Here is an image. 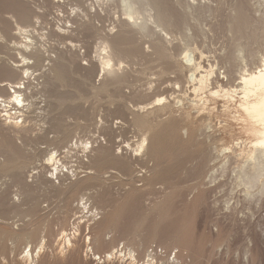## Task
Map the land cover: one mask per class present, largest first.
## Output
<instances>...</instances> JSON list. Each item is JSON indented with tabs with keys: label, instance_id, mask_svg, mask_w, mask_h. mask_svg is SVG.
Listing matches in <instances>:
<instances>
[{
	"label": "bare ground",
	"instance_id": "bare-ground-1",
	"mask_svg": "<svg viewBox=\"0 0 264 264\" xmlns=\"http://www.w3.org/2000/svg\"><path fill=\"white\" fill-rule=\"evenodd\" d=\"M88 1L87 6L84 0H42V4L55 11L53 17L59 25L54 30L51 20L46 18L45 13L33 11L26 0H0V13L5 10L8 14V18H3L0 23L3 28L0 39L7 37L10 28L14 25L15 33L10 34L13 39L10 49L16 53L7 55L5 59L0 58V79H3L0 81V155L2 157L0 170L10 171L12 178L22 184L21 191L27 193L28 186L23 174L30 164L29 155L33 159L38 155L26 153L27 148L44 153L42 165L52 168L53 180H57L58 186L62 177L68 176L69 168L66 167V160L74 156V150L80 149L86 158L85 162L89 165L90 173H85L83 178H78L75 170L70 171L74 177L73 182L67 188L57 191L58 195L65 197V201L61 207L64 216L57 234L59 238L56 239V246L61 244L62 248L56 254V259L64 257V250L77 254L81 241L79 237L84 227L88 236H93L91 234L95 232L98 238L104 231L110 229L112 216L95 219L97 215H101L95 200L94 203L91 201L93 197L90 193H80L92 186L93 188L101 186L104 180L113 176V172H109L110 169L116 172L118 170L130 172L132 162L140 163L145 171L152 172V176L147 177L148 179L145 178V173L148 172L144 171L140 176L151 184L155 181L158 183L161 181L162 184L171 183L173 180L171 173L174 176L177 173L179 176L182 174L179 172L190 161H194L192 170H197L198 175H202L207 168L209 169V164L214 162L208 176L210 183H214L217 178L226 177L230 182V192L235 189L239 193L235 204L245 203L247 210H251L252 206L264 205V56L257 60L259 64L254 70L247 65L241 67L247 58L254 56L257 59V48L264 47V12L257 4L258 0ZM67 5L73 6L72 15L64 12ZM90 9H94L93 13ZM97 9L102 12L108 9L114 10L117 15L116 21L114 18L116 23L110 30L100 29L89 20L94 16L100 18ZM219 13L221 20L219 19L220 23L217 26L228 37L221 48L222 53L207 57L212 60L208 59L207 67H204L201 62L205 53L203 48L208 45L207 35L214 27L208 26L207 30H204L201 24L206 18L215 17ZM66 24L68 26H65ZM85 32L96 38L93 56L89 60L85 59L87 77L90 78L93 71H97L99 76L97 85H91L89 93L93 97H100L109 93L110 88L114 87L112 91L114 96L111 98L116 97L120 104L122 103L123 106L120 107L123 108L124 113L128 112L130 123L137 132L134 143L118 148L120 154H113L111 148H108L111 140L106 146L107 141L104 145L97 141L99 137L97 140L91 138L92 136L84 141L76 139L71 144L69 141L71 131L66 127L62 129L61 126L64 118L80 119L81 114L84 117L87 115V111L81 105H77L76 95L57 90V87H62L68 80L70 73L74 74L72 70L80 56L75 53L76 47L72 44V39L76 40ZM64 40H69L73 49L75 48L74 52L58 48ZM148 59L160 65L157 74L160 75L159 78H167L169 87L167 85L159 91V83L156 85L155 76L147 82V87L128 89V94L124 93V88L132 87L129 80L132 77L130 73L146 72L148 67L145 65ZM236 69H238L239 82L234 86L230 83V79ZM220 74L226 78V81L222 78L220 80ZM184 84L192 88L193 99L190 100L189 97L184 99L188 102V107L196 109L199 113L197 121H204L206 114L213 113V109L209 106L221 101L225 112L230 111L231 108L235 109L234 113L238 114L235 120L240 122L238 124L241 125V130L248 137H245V140L238 138V142L230 147H217L215 146L217 139L214 136L204 135L205 140L202 141L199 150H194L191 154L183 150V145L187 142H190L193 148L197 147L196 142L199 139L197 140L194 134L200 130L194 128L191 131L189 127H183V124L192 122L187 111L188 107H184V100L179 96ZM168 90L171 91L169 95L165 94ZM38 94H42V100H39L40 97L36 98ZM82 99L78 95L77 100ZM55 108H58V113L49 115ZM73 126L77 129L80 125L76 123ZM105 128L100 125L98 131L103 132L107 130ZM50 132L56 134V138L55 136L49 138ZM108 132L106 133L110 135L111 133ZM51 142H56V145L48 149L47 147L51 145L48 143ZM43 144H47L46 147L40 148L39 146ZM62 149L64 151H61ZM123 150L129 152L127 155L132 156L131 160L123 157ZM237 150L238 154H236ZM149 163L151 165L146 168ZM105 174L109 176H104ZM29 177L37 176L31 174ZM50 179L47 180L53 184V180ZM173 187L174 185L171 186ZM78 194L80 201H83L82 210L89 216H83L86 218L85 221H80L82 218L74 216L69 222L66 215L73 210H80L78 203L74 208L72 207L73 202L77 201L75 199ZM168 194V191L163 193V199ZM25 201L26 205L30 203L29 197ZM7 203H12L13 213L22 210L21 206L24 205L23 201L16 203L8 201L7 198L0 199V225H10L9 231L0 232V264H50L46 250L50 246L48 237L52 234L50 231L45 230L44 233L42 230L44 223L47 226L50 224L49 219L43 220L41 226L29 227L31 224L29 222L38 216L34 213L38 203H32L29 212L20 215L22 219L20 224L8 223L9 213L4 209ZM26 217L30 219L23 220ZM91 244L89 238L88 243H85L87 249L85 258L89 256V260L95 256L98 261L105 260L112 258L118 252H107L101 257L93 250ZM152 252L154 253L147 254L150 260L146 261V264L155 262L157 254L154 249ZM127 255L131 262L136 261L132 250H129ZM174 259L178 260L176 254Z\"/></svg>",
	"mask_w": 264,
	"mask_h": 264
},
{
	"label": "rangeland",
	"instance_id": "rangeland-1",
	"mask_svg": "<svg viewBox=\"0 0 264 264\" xmlns=\"http://www.w3.org/2000/svg\"><path fill=\"white\" fill-rule=\"evenodd\" d=\"M41 1L42 0H26L33 11L36 13H45L46 18L51 20L53 28L56 30L59 22L56 21V19L54 20V9H48ZM86 1L87 2L84 0V3L88 6L89 1ZM258 2L259 3L257 4L260 6L259 8L264 12L263 0H258ZM250 5H252V3H250ZM220 6L223 7V5ZM72 9L73 6L70 7L67 5L65 6L64 12H68L72 15ZM93 11L94 9H90V12L93 13ZM97 11L100 18L98 17V20L95 16L92 17L93 19L90 17L89 20L91 23L94 22L93 24L95 26L100 27V29L103 28L105 31L110 30L112 26L115 25L117 18L114 10L110 9L109 11L108 9L105 10V12H102L97 9ZM65 15L66 14L64 13V16ZM220 16V13L217 14V16L215 15L217 21L215 20V17L206 18L201 24L204 30H207L208 26L212 28L214 27L213 31L209 32L207 35L208 39L206 44L208 43V45L206 48H203L205 53L201 62L204 63H202L204 67H207L208 59L210 61L212 60L211 58L207 59V57H211L213 54L217 55L222 53L221 48L225 45L228 37V35L217 26L221 20ZM3 18H8V14L5 10L0 13V23ZM212 24L214 25L211 26ZM65 26H68V24ZM13 27L9 30V36L7 35V37L0 39V58L5 59L7 58V55L16 54L10 49L12 48L11 41L13 40L11 39V35L15 33ZM2 31L3 28L0 24V34L3 33ZM68 42L69 40H64L58 48L72 50L71 52H74L75 48L73 49V45H75V53L80 56L77 59L76 66L72 70L74 74L70 73L68 80L62 85V87H57V90L63 93H72L76 95V103L78 102L77 105H81V107L87 111V115L84 117L81 114L79 117L80 119L64 118L63 122H61L62 129L66 127L71 131L72 135L69 139L71 144H73L76 139L77 141L79 139L84 141L92 136L91 138L97 140L99 137L97 141H100L103 145L107 141L106 146H108L107 144L111 140L108 148H111L110 150L113 154H120L118 148L126 147L131 142L134 143L137 132L133 129V126L130 123L128 112H125V114L123 108H121L123 106L122 103L120 104L116 97L111 98V96H114L112 92L114 90L113 86V88H110L109 93L101 95L100 97H93L89 93L91 85H97L99 76L97 71H93L91 76L89 75L90 78L87 77V60L85 59L89 60V58L93 56V48L96 44V38L90 33L85 32L82 35H79L76 40L72 39L73 45ZM51 44L56 45L54 42H51ZM67 44H69L68 47L66 46ZM5 46L7 48H5ZM143 47L144 49L146 48L145 45ZM257 51V59H255L254 56V58L250 57L253 60L247 58V60L244 61L245 64L242 63V68L243 65L244 67L247 65L250 69L253 68L252 70L256 68V65L259 64V61L257 60L260 59L261 56H264V47L257 48ZM82 55H84V57ZM51 56H53V54H51ZM151 62V59L147 60L145 66L148 67V70L144 73L135 74L133 71L134 67L132 68L133 72L130 73V76L132 77L129 79L132 87L124 88V93L128 94L129 90L133 88L147 87V82L150 79L155 78V76L157 77L155 80L156 85L159 83V91L164 89V87L166 88L167 85L169 87L167 78H159L160 75L157 74L160 65L155 61H153L152 64ZM135 69H137V67ZM237 71L238 69L232 73L235 78L232 77L230 79V83L234 86L239 82ZM221 72L222 71H220V73ZM172 76L173 75H170V77ZM219 78L220 80L222 78L223 81H226V78L221 74L219 75ZM32 83L35 82L32 81ZM168 91H166L165 94H171V91ZM149 92L150 91H148V93ZM78 95L83 99L77 100ZM179 96L183 98L184 107L187 108L189 104L184 98L189 97L190 100L193 99L192 88L187 84H184ZM36 98L42 100L43 96L42 94H38ZM114 98L116 99L112 100ZM222 104L221 101L211 104L209 108L213 109V113L210 115L206 114V118L202 122L197 121L199 113L196 109H191L190 107L187 108V111L191 116L190 121L192 122L183 124V127H189L191 131L194 128L197 130L198 128L200 129L194 134L197 136V140L199 139L198 142H196L197 147L195 146V148H193L190 142L184 144L185 146L183 145V150L187 151L188 154H191L194 150H199L202 147V141L205 140L204 135L214 136V138L217 139L215 142V146L217 147H230L234 145L235 142H238V138L245 140L248 137L241 130V125L238 124L240 122L235 120V118L238 117V114L234 113L235 109L231 108L230 111L225 112ZM52 110L53 111L50 112L49 115H55L58 113V108ZM126 116L128 117L127 119ZM100 119L104 123H102ZM127 120H129L128 123H126ZM76 123L80 125L77 129L73 126ZM100 125L101 127H106L105 129L107 130L102 132L99 129L100 131H98ZM107 131L111 133V136L106 133ZM53 134L50 132L48 137L51 138L55 136L54 138H56V134ZM103 135H105L104 139H102L104 137ZM48 144L51 145L47 148L52 149L54 145H56V142ZM46 145L43 144L39 147L44 148ZM64 150H66V148H64ZM64 150L62 149L61 151ZM26 151V153L32 155H34V153L39 155V157L38 155H35L34 159L29 155L31 165L29 164L26 173L23 174V178L26 179L27 182L26 185L28 186V192L21 191V188H23L22 184L16 182L14 178H12V173L10 171L0 170V199L7 198L8 201H15L16 203L23 201L24 205L21 206L22 210L16 211L15 213L12 212V203H7L8 205L4 209L5 212L9 213V224H20L22 222L20 215L24 212H29L32 203H38V207L34 212L38 216L34 217L33 220L29 222V224L31 223L29 227L34 228L41 226L44 221L49 219L50 224L47 226L46 223H44L42 225V230L44 233L50 231L52 234L48 237L50 246H48L46 250V257L51 262L50 264H146V261L149 262L150 260L147 257V254H153V249L156 251L157 255L155 262L152 261L150 264H264V205H259L257 207L252 206L251 210H247L245 203L235 204L239 193L235 189L230 192V182L227 181L228 179H226V177L217 178L214 183H210L208 176L211 173V168L213 167L214 162L209 164V169L207 168L202 175H198L199 173L197 170H192L195 165L194 161H190V163L188 162L186 167L182 169L183 171L181 170L182 172H179V174L182 173L179 176L177 173L175 176L171 173L173 178L171 183L163 184L161 181H159V183L158 181H155L152 184L148 182L147 177L150 178L152 172H148V170L145 171V168L140 163L136 164V162H132V169L130 172H122L120 170L116 172V170L114 171L110 169L109 172H113V176L104 180L101 186L97 185L99 188L95 186V188H93L92 186L90 189H86V191L80 193H90L93 197L91 201L94 203L95 200V205L101 214L97 215L95 219L98 220L100 217L105 219V216L107 215L112 216L113 221L110 229L104 231V233L99 236L100 238H98V235L95 232H92L91 235L93 236H88L84 227L81 236L79 237V241H81L77 254L75 252L74 254L72 251L66 252L64 250L66 255L64 254L62 259L57 260L56 254L62 248V245L59 244L56 246V239L59 238L57 234L64 216L61 207L65 201V197L58 195L57 191L67 188V186L73 182L74 177H72V172L70 171L75 170L78 174V178H83L85 173H90L89 165L85 162L86 158L81 153V150H74V156L76 155L78 158L73 156L66 160V167L69 168L68 176L64 175L58 186L57 180H53L54 175L52 168H46L42 165L44 153L40 150L37 152L30 148H27ZM127 153L129 152L123 150V157L131 160L132 156L130 154L127 155ZM238 153L239 151L237 150L236 154ZM1 159L2 157L0 158V161ZM150 165L151 163L145 167L148 168ZM63 171H65L64 168ZM144 171L148 172L145 173L146 180L140 178V176L144 174ZM119 172L122 174H119ZM31 174H35L37 177L30 178L29 176ZM104 176H109V174H105ZM47 179H50V181L53 180V184ZM55 185L58 187H54ZM172 185H174L173 188H171ZM208 188L209 190H207ZM167 191L169 194L163 199V193H166ZM25 194H28L30 199V203L27 205L26 201L24 202V200L28 198ZM80 194H78L75 199L77 201L72 204V207L74 208L78 203L80 210H73L66 215V219L69 222L73 220L74 216L82 218L80 221H85L86 218H83V216H89V214L86 215V211L82 210L83 201H80ZM227 201L228 203L226 204ZM28 219H30V217H26V219L23 220ZM12 227L14 228L15 225ZM9 230L10 225H0V232ZM89 238H91V246L93 247V250L99 253L100 256H103V254L107 252H118L115 253L112 258L105 260L101 259L100 261H98L97 256L93 257L90 254V257L93 258L92 260H89V256L88 258H85V251L87 250L85 248V243H88ZM129 250H132L136 256L135 263L131 262L127 255ZM175 254L177 255L178 260L174 259Z\"/></svg>",
	"mask_w": 264,
	"mask_h": 264
}]
</instances>
